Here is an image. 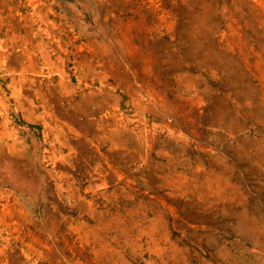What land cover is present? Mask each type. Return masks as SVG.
Wrapping results in <instances>:
<instances>
[{"label":"rangeland","instance_id":"obj_1","mask_svg":"<svg viewBox=\"0 0 264 264\" xmlns=\"http://www.w3.org/2000/svg\"><path fill=\"white\" fill-rule=\"evenodd\" d=\"M0 264H264V0H0Z\"/></svg>","mask_w":264,"mask_h":264}]
</instances>
